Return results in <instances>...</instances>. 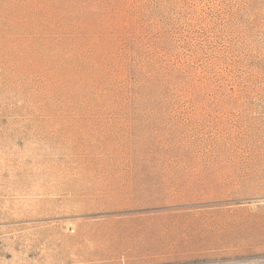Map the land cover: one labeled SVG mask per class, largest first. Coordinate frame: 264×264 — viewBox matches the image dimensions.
<instances>
[{"label": "rangeland", "instance_id": "rangeland-1", "mask_svg": "<svg viewBox=\"0 0 264 264\" xmlns=\"http://www.w3.org/2000/svg\"><path fill=\"white\" fill-rule=\"evenodd\" d=\"M0 264H264V0H0Z\"/></svg>", "mask_w": 264, "mask_h": 264}]
</instances>
